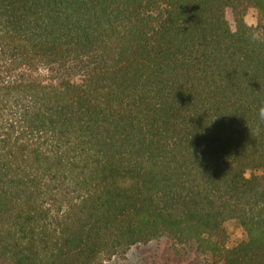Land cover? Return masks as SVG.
I'll return each instance as SVG.
<instances>
[{
  "label": "trees",
  "instance_id": "trees-1",
  "mask_svg": "<svg viewBox=\"0 0 264 264\" xmlns=\"http://www.w3.org/2000/svg\"><path fill=\"white\" fill-rule=\"evenodd\" d=\"M262 110L264 0H0V264H264Z\"/></svg>",
  "mask_w": 264,
  "mask_h": 264
},
{
  "label": "rangeland",
  "instance_id": "rangeland-1",
  "mask_svg": "<svg viewBox=\"0 0 264 264\" xmlns=\"http://www.w3.org/2000/svg\"><path fill=\"white\" fill-rule=\"evenodd\" d=\"M248 25H254L251 14L245 17ZM229 244L234 245L243 238L242 230L233 222L226 225ZM103 264H202V257L194 250L173 247L167 239L153 241L147 245L132 247L124 259H112Z\"/></svg>",
  "mask_w": 264,
  "mask_h": 264
},
{
  "label": "clouds",
  "instance_id": "clouds-1",
  "mask_svg": "<svg viewBox=\"0 0 264 264\" xmlns=\"http://www.w3.org/2000/svg\"><path fill=\"white\" fill-rule=\"evenodd\" d=\"M261 116H264V110L261 111Z\"/></svg>",
  "mask_w": 264,
  "mask_h": 264
}]
</instances>
